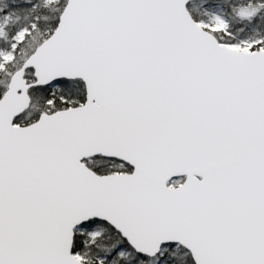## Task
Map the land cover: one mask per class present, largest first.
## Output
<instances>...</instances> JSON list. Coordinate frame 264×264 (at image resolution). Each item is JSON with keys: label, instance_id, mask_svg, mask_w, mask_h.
<instances>
[{"label": "snow or ice", "instance_id": "6c2138e0", "mask_svg": "<svg viewBox=\"0 0 264 264\" xmlns=\"http://www.w3.org/2000/svg\"><path fill=\"white\" fill-rule=\"evenodd\" d=\"M0 264H264V0H0Z\"/></svg>", "mask_w": 264, "mask_h": 264}]
</instances>
